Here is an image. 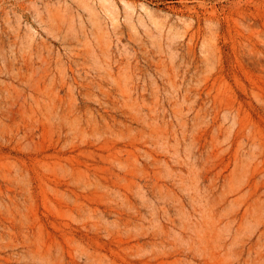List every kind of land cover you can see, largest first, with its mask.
Wrapping results in <instances>:
<instances>
[{
  "label": "rangeland",
  "instance_id": "374dc122",
  "mask_svg": "<svg viewBox=\"0 0 264 264\" xmlns=\"http://www.w3.org/2000/svg\"><path fill=\"white\" fill-rule=\"evenodd\" d=\"M0 264H264V0H0Z\"/></svg>",
  "mask_w": 264,
  "mask_h": 264
}]
</instances>
